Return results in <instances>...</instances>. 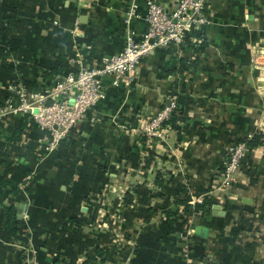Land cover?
<instances>
[{
  "label": "crops",
  "instance_id": "obj_1",
  "mask_svg": "<svg viewBox=\"0 0 264 264\" xmlns=\"http://www.w3.org/2000/svg\"><path fill=\"white\" fill-rule=\"evenodd\" d=\"M128 1L0 0V109L77 55L119 51ZM205 9L190 44L157 47L51 152L28 115L0 114V264H264V0ZM132 29L146 31L142 2ZM171 103L161 138L138 131ZM254 134L223 190L229 146Z\"/></svg>",
  "mask_w": 264,
  "mask_h": 264
},
{
  "label": "built area",
  "instance_id": "obj_2",
  "mask_svg": "<svg viewBox=\"0 0 264 264\" xmlns=\"http://www.w3.org/2000/svg\"><path fill=\"white\" fill-rule=\"evenodd\" d=\"M206 1L177 0L169 8L154 0H129L123 19L126 34L119 51L103 55L92 64H87L81 55H77L72 59L76 70L64 73L44 89L33 90L23 85L17 86L13 89L12 101L5 103L0 114L11 111L28 115L44 130L47 141L45 149L46 152H51L63 137L87 117L98 100L105 96L108 86L119 87L127 84L133 78L138 63L157 47H174L180 50L194 32L209 25ZM141 2L145 11L146 31L137 38L132 23L138 16ZM173 108V103L164 107L143 123L138 131L161 138ZM249 150L245 142H236L229 146L227 161L221 174V188L231 186L240 163ZM192 234L193 229L188 228L185 242H192ZM26 264L38 262L29 258Z\"/></svg>",
  "mask_w": 264,
  "mask_h": 264
},
{
  "label": "trees",
  "instance_id": "obj_3",
  "mask_svg": "<svg viewBox=\"0 0 264 264\" xmlns=\"http://www.w3.org/2000/svg\"><path fill=\"white\" fill-rule=\"evenodd\" d=\"M195 33V32H194ZM194 33L192 34V36L194 35ZM190 41L188 40V39H186V43L187 44H190L189 43ZM192 46V45H191ZM193 48H195L196 49V46H194L193 45ZM85 51V50H84ZM91 53H93V52H91ZM90 52L88 53V54H86V58L88 59H91L92 58V54H91ZM91 54V55H90ZM95 61V60H94ZM87 63V62H86ZM93 63V61L91 62L90 61V63L89 64H92ZM66 73V72H65ZM175 116L174 115H172V117H171V120H170V122H171V124L173 125V126H175L176 124H175ZM263 135H261V134H254V135H252L251 137H249V138H244L243 140H241V142H245L246 144H247V146L249 147V149H253V148H255L256 146H258L261 142H262V140H261V137H262ZM6 185V182L5 181H0V194L2 193V188H4V186ZM210 201H205V203H204V206H209L210 204ZM10 214L8 215V222H9V224H10Z\"/></svg>",
  "mask_w": 264,
  "mask_h": 264
},
{
  "label": "rangeland",
  "instance_id": "obj_4",
  "mask_svg": "<svg viewBox=\"0 0 264 264\" xmlns=\"http://www.w3.org/2000/svg\"><path fill=\"white\" fill-rule=\"evenodd\" d=\"M258 52H260V51H257V52H256V55H255V57H254L255 60L258 59ZM257 63L260 64V65L264 64V63H262V62L259 61V60H258ZM262 66H263V65H262ZM263 76H264V71H263ZM223 169H224V167H223ZM235 179H236V178H235ZM234 182H235V180L233 181V183H234ZM233 183L231 184L230 187H228V188H224L223 190H225V191H231V188H232L233 185H234ZM188 227H189V225H188L187 228L184 230V232H188Z\"/></svg>",
  "mask_w": 264,
  "mask_h": 264
},
{
  "label": "water",
  "instance_id": "obj_5",
  "mask_svg": "<svg viewBox=\"0 0 264 264\" xmlns=\"http://www.w3.org/2000/svg\"><path fill=\"white\" fill-rule=\"evenodd\" d=\"M213 212H215V211H213ZM202 231H201V235H205V232H206V230H207V228L206 227H203V228H200Z\"/></svg>",
  "mask_w": 264,
  "mask_h": 264
}]
</instances>
